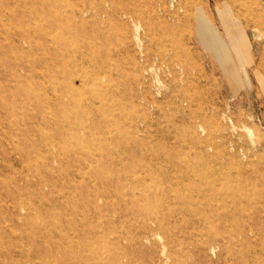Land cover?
<instances>
[{
  "label": "rangeland",
  "instance_id": "374dc122",
  "mask_svg": "<svg viewBox=\"0 0 264 264\" xmlns=\"http://www.w3.org/2000/svg\"><path fill=\"white\" fill-rule=\"evenodd\" d=\"M0 264H264V0H0Z\"/></svg>",
  "mask_w": 264,
  "mask_h": 264
},
{
  "label": "bare ground",
  "instance_id": "6f19581e",
  "mask_svg": "<svg viewBox=\"0 0 264 264\" xmlns=\"http://www.w3.org/2000/svg\"><path fill=\"white\" fill-rule=\"evenodd\" d=\"M68 40V39H67ZM76 73V72H75ZM79 79V78H78ZM89 89V88H88ZM104 98V97H103ZM92 108V107H91ZM91 111H92V109H91ZM132 141V140H131ZM97 144V143H96ZM136 171V170H135ZM215 172V171H214ZM132 174V173H131ZM225 174V173H224ZM226 177V176H225ZM221 178V177H220ZM226 179H228V178H226ZM207 180V179H206ZM219 180V179H218ZM222 180V179H221ZM225 181V180H224ZM236 181V180H235ZM223 183H225V182H223ZM185 186V185H184ZM188 193V192H187ZM211 209V208H210ZM203 211V210H202ZM205 211V210H204ZM207 211V210H206ZM216 211H218V210H216ZM221 215V214H220ZM110 235V234H109ZM160 235V234H159ZM162 235V234H161ZM160 237V236H159ZM105 238V237H104ZM162 245V244H161ZM163 248V247H162ZM162 251V250H161ZM160 251V252H161ZM164 251V250H163ZM164 256V255H163ZM167 259V258H166Z\"/></svg>",
  "mask_w": 264,
  "mask_h": 264
}]
</instances>
